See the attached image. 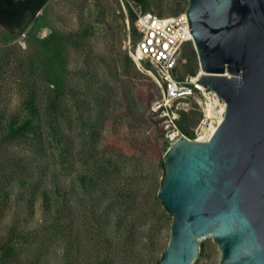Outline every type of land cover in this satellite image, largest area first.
Masks as SVG:
<instances>
[{"label": "rangeland", "instance_id": "374dc122", "mask_svg": "<svg viewBox=\"0 0 264 264\" xmlns=\"http://www.w3.org/2000/svg\"><path fill=\"white\" fill-rule=\"evenodd\" d=\"M189 4L48 0L24 29L0 24V264L161 259L173 221L158 199L164 158L211 120L208 98L183 101L169 139L153 112L161 89L152 68L131 58L134 21ZM182 58L180 76L199 71L194 45ZM198 245L192 264H219L212 237Z\"/></svg>", "mask_w": 264, "mask_h": 264}, {"label": "water", "instance_id": "95a60500", "mask_svg": "<svg viewBox=\"0 0 264 264\" xmlns=\"http://www.w3.org/2000/svg\"><path fill=\"white\" fill-rule=\"evenodd\" d=\"M189 1L199 83L225 111L209 140L183 137L164 158L158 199L173 221L157 264H192L204 237L219 264H264V0Z\"/></svg>", "mask_w": 264, "mask_h": 264}, {"label": "built area", "instance_id": "2783aa9c", "mask_svg": "<svg viewBox=\"0 0 264 264\" xmlns=\"http://www.w3.org/2000/svg\"><path fill=\"white\" fill-rule=\"evenodd\" d=\"M134 28L138 38L131 58L138 67L141 62L151 66L161 89V98L153 106V112L159 115L169 139L176 140L177 136L170 134L178 104L199 95L205 98L213 95L214 99H220L199 83L204 76L201 67L194 74L180 76V66L184 63L183 47L194 45L186 12L159 16L151 11H141L136 15Z\"/></svg>", "mask_w": 264, "mask_h": 264}, {"label": "trees", "instance_id": "16d2710c", "mask_svg": "<svg viewBox=\"0 0 264 264\" xmlns=\"http://www.w3.org/2000/svg\"><path fill=\"white\" fill-rule=\"evenodd\" d=\"M132 1L143 4L146 0ZM47 2L48 0H25L21 3L7 5L0 0V24L10 32L22 30L28 20L34 18Z\"/></svg>", "mask_w": 264, "mask_h": 264}, {"label": "bare ground", "instance_id": "6f19581e", "mask_svg": "<svg viewBox=\"0 0 264 264\" xmlns=\"http://www.w3.org/2000/svg\"><path fill=\"white\" fill-rule=\"evenodd\" d=\"M205 104L206 118L211 120V123L206 128L205 134H203L198 140L207 141L216 131L217 126L221 123L224 116L225 104L219 103L218 99L208 98ZM208 120V121H209ZM201 129V128H200ZM202 134V133H201Z\"/></svg>", "mask_w": 264, "mask_h": 264}]
</instances>
